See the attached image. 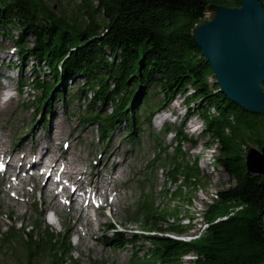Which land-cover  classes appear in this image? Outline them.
<instances>
[{
	"label": "trees",
	"instance_id": "trees-1",
	"mask_svg": "<svg viewBox=\"0 0 264 264\" xmlns=\"http://www.w3.org/2000/svg\"><path fill=\"white\" fill-rule=\"evenodd\" d=\"M260 2L264 7V0ZM210 5L238 8L241 2L0 0V35L23 47V62L33 59L32 73L36 78L32 83L43 94L39 103L58 98L66 109L65 86L69 82L77 84L72 100L87 101L83 124L103 117L107 122L106 128L100 130L103 137L116 126L126 124L130 139L135 141L141 103L133 102L134 94L140 93L144 105L153 100V106L145 110L146 124H151L155 113L166 109L180 95L188 117L197 115L205 123L210 136L207 145L218 146L220 157L215 165L224 170L233 185L218 194L219 201L210 208L207 218L210 222L223 216L228 219L212 225L203 239L191 244L146 237L154 250H149L150 258H133L136 264H181V256L190 253L197 255L194 264H264V178L249 174L245 162L250 148L264 147V115L242 110L219 92L212 68L192 38L193 29L205 18ZM14 29L19 32L17 37L12 34ZM48 74L52 82L45 81ZM188 87L194 92L189 93ZM110 108L112 113L107 114ZM127 109L134 115L126 118ZM176 140L179 144L175 152L168 154L162 165L166 177L174 184L183 178L185 191L196 192L202 173L197 164L189 163L182 150V143L189 141L182 128ZM163 152L167 153V149ZM184 188L179 187L174 199L182 201ZM187 195L184 198L188 201ZM138 214L144 230L164 231L159 223L172 217L176 224L168 231H186L179 210L162 213L145 199ZM108 242L121 246L126 240L123 234H117ZM8 247L15 255L20 254L17 264H76L69 254V239L61 243L49 231L32 232L24 241L15 229L3 233L0 227V264L2 251Z\"/></svg>",
	"mask_w": 264,
	"mask_h": 264
},
{
	"label": "rangeland",
	"instance_id": "rangeland-1",
	"mask_svg": "<svg viewBox=\"0 0 264 264\" xmlns=\"http://www.w3.org/2000/svg\"><path fill=\"white\" fill-rule=\"evenodd\" d=\"M12 34L17 36L19 32L17 30H13ZM13 45L14 44L10 39L2 38L0 35V93H4V100L9 99L10 97H13L14 99L13 107L7 111L5 115L1 116L5 119V122L6 120L10 122H7L8 125L11 124L13 126L11 130L14 135L17 133L22 135L25 132H29L30 129L32 134L27 136V145H29L31 141L37 140L35 138L36 135L41 137V142L49 144L51 142L50 137H48L49 129L52 131L51 127L54 126V129L61 127L64 132L61 136V142L71 138L70 133L72 130H74L76 133L79 131L78 134L83 131L85 133L84 144L81 147H78L77 138H71L74 141L72 146L75 147L76 152L83 151L82 156L85 160L90 158V162H92V156L97 158L96 154L99 152L100 147L110 145V149L112 150L118 148V151L121 153L120 156L127 157L123 165V171L125 173L123 178L129 185L128 197L131 198H128L127 203H124V206L128 204L131 206L141 194L138 188L137 178L141 175H149L152 172V183H155L158 194L156 197V207L162 212L164 210L175 211V208L176 210H179L181 217H187L184 221L185 223H182L183 225L185 224L184 226H188L187 224L190 222V218L198 219L199 214H201L204 210H210V208L217 203L219 199L218 194L228 190L233 185V182L230 180L224 170L221 167L217 168L214 165L215 159L218 158V146L213 143L207 146L209 139L207 137H198L197 133L193 131L195 130V125L199 124V117L197 115H191L189 118L186 117L188 112L186 110V104L184 103L183 96L177 97L173 102H171L168 109L160 110L152 119L151 126L146 124L141 125L142 129L138 134L140 141L135 145L130 144L128 139L129 132L125 126L118 128L111 139L105 140L104 142H102L100 135L94 126H88L86 128L80 127L78 119H76L74 116V111L79 108L78 103H72L70 105V110L67 112L63 109L61 101L53 99L51 101L52 105L49 106L48 109V111L52 114H48L46 119L48 122V127H43V123L39 122L40 118L37 121H34V117L36 116L37 100L40 96L39 93L29 87L25 88L23 93L18 92L22 78L26 83H29L31 79L34 78V76L31 75L33 63L30 62L25 65L24 67L26 69H23L21 72H19L18 69H12L11 61L15 62L16 57H14L9 51ZM81 81L82 80H80V82ZM68 86L71 88L70 85ZM188 90L190 93L192 92V89L188 88ZM167 112H169L168 114L171 116L169 115L168 120L164 123H161V125L157 127V117L161 114H166ZM184 119H186L184 131L187 134L189 132V134L193 135L195 140L198 141V144H195L193 148L191 146L188 147V143H185V145L183 144L184 152L187 153L186 150L191 147L194 155L203 154V157L200 160L202 163L200 166L202 173L201 184L199 185L196 192L190 191V189L186 191L184 190V197L188 193V201L185 200L184 197L182 201H180V199H171V193L177 191V188L181 183L179 182L176 186H174V184L168 182L165 173L159 167H157L158 169L156 170V165H151V161L155 158L159 150L156 149L154 141L158 138H161L163 141V143H161V147L168 148V151L173 153L172 146L175 143V132L181 126ZM1 124L2 123H0V126H2ZM167 126H169L174 131V133L172 132L166 136L162 135L161 132ZM151 132H154L153 137L150 135ZM122 139L124 142H120ZM252 148L260 149L257 147ZM192 156H189L188 158L190 162H193ZM162 162H164V159ZM131 178H134V180L132 181ZM164 190L169 191V194L166 196L159 195ZM1 200L4 214L11 212V209L14 210L17 228L27 227L30 229V225L34 222L37 214L35 215L30 208L20 207V204L13 200L10 202H7L5 198ZM124 206L122 205L119 209H113L111 212H109V214L113 216L112 219H109V217L104 214L101 223L103 226L109 223L121 225L128 230L125 232L126 239L132 240L134 238L135 232L141 231L142 226L141 222L131 221L129 214H126L128 212L125 211L126 209H123ZM66 213L67 212H65V214ZM233 213L234 212H232V214ZM69 217L71 219L75 218L73 213H71ZM45 218L47 224L53 227V229L57 232H60L61 228L54 220L52 214L48 213ZM173 223V218L170 217L169 222L161 221L158 226L162 228H168V226H171ZM0 225L3 227V230L6 231L8 225L11 226L12 224L10 225L6 218H3L0 220ZM72 230L73 232L71 240L72 248L75 251L74 257L80 262V264H92L91 262L96 260L99 262H101V260H105L107 264H133L131 259L134 253H139V257L143 259L150 248V245L146 243L145 239L138 235L140 238L138 239L137 243H135V245L128 244L125 246L124 250L116 251L112 247H102V243L105 240L106 235L109 237H113L114 235L112 232L105 234L106 232L103 231L102 227H94V232L96 235L91 241L80 238V242H78V238L76 235H74V229L72 228ZM199 230L200 223L196 221L192 227L188 228L187 235L194 236L199 233ZM97 240L99 242H97ZM17 256L18 255L16 254V256L13 257L12 251L10 249H3L2 251L4 264H17ZM185 256L186 255H184L183 258L184 264H193L194 260L196 259L195 253H190L188 256Z\"/></svg>",
	"mask_w": 264,
	"mask_h": 264
},
{
	"label": "water",
	"instance_id": "water-1",
	"mask_svg": "<svg viewBox=\"0 0 264 264\" xmlns=\"http://www.w3.org/2000/svg\"><path fill=\"white\" fill-rule=\"evenodd\" d=\"M241 7L210 5L192 38L210 64L219 92L242 110L264 115V7L240 0ZM247 172L264 178V147L250 148Z\"/></svg>",
	"mask_w": 264,
	"mask_h": 264
},
{
	"label": "bare ground",
	"instance_id": "bare-ground-1",
	"mask_svg": "<svg viewBox=\"0 0 264 264\" xmlns=\"http://www.w3.org/2000/svg\"><path fill=\"white\" fill-rule=\"evenodd\" d=\"M19 35V34H18ZM17 35V36H18ZM16 36V37H17ZM30 45V47L32 46V44L30 43L29 44ZM22 51H24V49L22 48L21 49ZM34 62H33V66H34ZM37 65V64H36ZM31 75H33L32 74V72H31ZM36 78V77H35ZM35 78H33V79H35ZM33 79H31V80H33ZM71 86V85H70ZM69 88V86H68V84L65 86V89H66V91H68L67 89ZM140 93L139 92H137L136 94H134V100H133V102L134 103H136V104H140L141 103V106H140V113L144 116V115H146V113H147V111L149 110L148 109V107H149V105L150 106H153V100H151V102L149 103V105L148 104H145L144 105V103H143V100L140 98ZM3 96H4V93H0V114H6L7 113V111H9L12 107H13V101H14V99H13V97H10L9 99H7V100H4L3 99ZM155 103V102H154ZM148 109V110H147ZM145 110H147L146 112H145ZM127 117L126 118H129V116L130 115H134V112L133 111H131V110H128L127 109ZM169 112H167L166 114H161L160 116H158L157 117V122H156V126L157 127H159L160 125H161V123H164V122H166L167 120H168V116L170 115V114H168ZM171 116V115H170ZM141 122H143V120H140ZM62 129H58L57 130V132L56 133H54V135H61L62 134ZM128 139H130V137H128ZM135 141H137L138 139H139V136H136V137H134L133 138ZM177 141V140H176ZM132 142V140H130V143ZM177 143L179 144V142L177 141ZM109 146V145H108ZM22 149V148H21ZM40 153V155H42L43 154V149H41V151L39 152ZM115 153L114 152H111V156H113ZM26 155L27 154H25V157H26ZM116 155H117V153H116ZM26 158H28V156L26 157ZM123 162V160H121V162L118 164V163H113V164H109V163H104V164H102V165H99L98 167H97V171H101L102 169H104V168H108V166L110 167V172H112L113 171V168H115V170H114V172L113 173H111L109 176L111 177V178H113L114 177V175H115V173L119 170V168H120V166H121V163ZM79 172V171H78ZM98 175H99V177H100V174L98 173ZM47 196H48V199H50L52 202H53V197L49 194V191H48V193H47ZM85 219V224L88 226L89 225V223H90V220H89V218L87 219V218H84ZM83 218H82V213H80L78 216H76V218H75V220H76V222H82L83 220H84Z\"/></svg>",
	"mask_w": 264,
	"mask_h": 264
}]
</instances>
